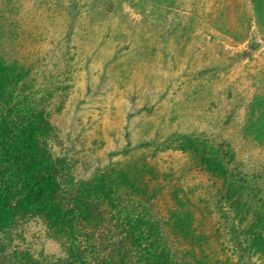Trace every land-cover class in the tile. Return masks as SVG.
Returning a JSON list of instances; mask_svg holds the SVG:
<instances>
[{
  "label": "trees",
  "instance_id": "16d2710c",
  "mask_svg": "<svg viewBox=\"0 0 264 264\" xmlns=\"http://www.w3.org/2000/svg\"><path fill=\"white\" fill-rule=\"evenodd\" d=\"M78 1L0 0V245L35 224L60 252L20 264H118V239L134 264H264L262 132L170 130L124 149L130 168L72 177L50 120L79 60L72 38L130 26L121 5ZM130 173L159 193L158 213Z\"/></svg>",
  "mask_w": 264,
  "mask_h": 264
},
{
  "label": "rangeland",
  "instance_id": "374dc122",
  "mask_svg": "<svg viewBox=\"0 0 264 264\" xmlns=\"http://www.w3.org/2000/svg\"><path fill=\"white\" fill-rule=\"evenodd\" d=\"M85 2L121 5L130 26L101 30L87 43L72 38L79 60L64 108L50 120L71 152L75 180L112 163L130 168L124 149L137 155L134 147L170 130L264 133V0H82L78 6ZM130 175L139 198L158 213L159 193ZM37 229L32 224L23 238L0 245V264H20L26 250L56 257L58 245ZM111 251L118 264H134L119 239ZM224 255V264H253Z\"/></svg>",
  "mask_w": 264,
  "mask_h": 264
}]
</instances>
